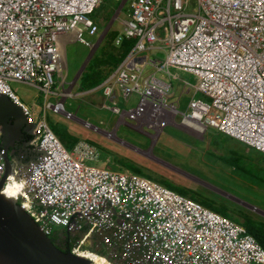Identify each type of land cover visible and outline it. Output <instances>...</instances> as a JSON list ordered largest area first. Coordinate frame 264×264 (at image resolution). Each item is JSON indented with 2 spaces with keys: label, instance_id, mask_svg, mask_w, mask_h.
Returning <instances> with one entry per match:
<instances>
[{
  "label": "built area",
  "instance_id": "1",
  "mask_svg": "<svg viewBox=\"0 0 264 264\" xmlns=\"http://www.w3.org/2000/svg\"><path fill=\"white\" fill-rule=\"evenodd\" d=\"M101 4L0 0V96L34 124L37 149L26 173L14 166L8 177L17 179L13 198L45 235L55 227L79 233L70 251L111 264H264V248L242 224L154 179L89 164L98 161L94 145L78 140L67 150L50 128L47 110L74 117L64 108L65 89L56 92L64 83L61 38L95 35L92 15ZM120 23L123 35L115 44L127 38L133 46L101 84L106 109L153 131L151 139L181 114L179 125L190 133L210 127L264 155V0H130ZM159 43L166 49L162 61L135 57ZM146 63L155 71L143 77ZM171 68L195 78L184 81L186 93L194 90L184 112L166 100V79L176 77ZM10 81L39 89L41 108L22 102ZM116 87L124 99L137 95L134 108L117 106ZM57 94L60 100L47 101ZM3 170L0 145V177ZM89 240L103 244L104 252L80 251Z\"/></svg>",
  "mask_w": 264,
  "mask_h": 264
},
{
  "label": "rangeland",
  "instance_id": "2",
  "mask_svg": "<svg viewBox=\"0 0 264 264\" xmlns=\"http://www.w3.org/2000/svg\"><path fill=\"white\" fill-rule=\"evenodd\" d=\"M129 2L130 0H102L101 6L92 15L98 24L97 33L89 35L84 32L79 39L73 36L69 39L67 35V67H64L63 74L67 76L68 72L69 77H65V82L70 81L77 72L87 71L86 66L91 57L96 55L95 57L104 58L107 54L121 52L120 45L115 44L105 33L109 31L123 35L120 20L129 10ZM165 56L166 49L160 43L135 55L147 61H162ZM154 71L153 65L146 63L142 76ZM170 72L176 77L166 79L171 84L166 100L177 105L179 112H184L194 92L190 88L186 93L188 86L184 81L193 84L195 78L172 68ZM9 86L33 110L44 104V96L39 89L15 81H10ZM99 86L100 84L90 88V93H85L88 91L85 87L80 92L78 87L65 90L62 97L64 108L74 117L67 118L63 113L46 111L50 128L67 150L71 149L75 140H85L94 145L99 153L98 161L89 164L128 170V167L113 157L128 160L156 178L166 177L176 184L199 189L216 203L225 205L232 215L238 213L264 223V183L257 182L254 176L264 175L263 154L217 133L210 127L204 134L190 133L179 125L181 114L173 119L168 118L163 129L151 139L149 134L153 131L147 129L142 132L133 127L134 121H120L119 115L102 106L103 98ZM67 87V84L63 85V89ZM115 94V101L121 110L136 106V94L124 99L117 87ZM60 99V95L47 97V101L51 102ZM55 229L57 231L60 228Z\"/></svg>",
  "mask_w": 264,
  "mask_h": 264
},
{
  "label": "water",
  "instance_id": "3",
  "mask_svg": "<svg viewBox=\"0 0 264 264\" xmlns=\"http://www.w3.org/2000/svg\"><path fill=\"white\" fill-rule=\"evenodd\" d=\"M32 127L34 124L22 110L7 96L1 95L0 145H3L4 170L0 177V264H92L86 256L58 249L19 202L2 191L14 166L26 173L29 163L36 157L37 149L26 161L17 163L21 157L7 153L8 147L17 141V136Z\"/></svg>",
  "mask_w": 264,
  "mask_h": 264
},
{
  "label": "trees",
  "instance_id": "4",
  "mask_svg": "<svg viewBox=\"0 0 264 264\" xmlns=\"http://www.w3.org/2000/svg\"><path fill=\"white\" fill-rule=\"evenodd\" d=\"M105 34L111 40L112 39L114 40V38L118 35L116 32L114 33V32H109V31ZM118 45H120V47H121V52H119V54L111 53V54H107L106 57H104V58L103 57H99V58L93 57L92 60H90V62L88 63V67L90 66V68H88L89 71H87V75L84 78V83L88 84L87 85L88 88L94 87L102 81L101 71L93 69L92 66L110 65L112 67H114V66L116 67L117 64L120 63V60L125 55H127V53L130 51L131 47L133 46V40L122 38ZM75 141L77 142L78 139ZM113 159H117V161L119 163H122L125 167H128L127 168L128 170H130L132 172H136L138 174H141V175L148 177L150 179H154L158 182H161L162 184L166 185L167 187L168 186L172 187L170 189H172L174 191L177 190L176 192H178L179 194L187 196V197L201 203L202 205H204V206H206V207H208V208H210V209L234 220L235 222L242 224L246 228L247 232L252 234L256 238V240L260 243V245L264 248V223H262V222L259 223L255 220H252V218H250L249 216H244V215H241L238 213H236V214L234 213L233 214L234 216H233L231 213L228 212V209L225 205H223L221 203H216L213 198L208 197L207 195L202 193L199 189H197L193 186L186 187V186H183L180 184H176V183L172 182L170 179H167L166 177L156 178V177L152 176L151 174L144 172L141 167H137L133 163L128 162V160H120L116 156H114ZM254 176H255V180L257 182L264 183V175L258 176V177L256 175H254ZM229 214L231 216H229ZM56 235H57V231L56 232L53 231V233L51 234V237L53 239L54 238L58 239L59 236H56ZM81 236L82 235L79 233H78V235H75V236H71L69 233L68 238H70V240L66 239V246H68L66 248V251L71 250L75 245H77L81 239ZM79 250L88 252L90 250V248H89V246L82 243ZM88 254H90V253H88Z\"/></svg>",
  "mask_w": 264,
  "mask_h": 264
},
{
  "label": "flooded vegetation",
  "instance_id": "5",
  "mask_svg": "<svg viewBox=\"0 0 264 264\" xmlns=\"http://www.w3.org/2000/svg\"><path fill=\"white\" fill-rule=\"evenodd\" d=\"M34 140H35L34 127H32L31 129L28 128L27 132H24V133L17 136V141L13 142V146L8 147L7 153L12 155V156L14 155L17 158L21 157V159L19 158L17 160V163H18V161H26V159L31 157L32 152H34L36 149L35 145H33ZM2 146H1V149H2ZM18 165H20V164H18ZM5 190H7V193L11 194L17 190V187L15 185H13V186L7 185ZM54 231L56 232V229ZM69 233L71 236L78 235V233L71 232V231H68L66 229L60 228L57 230V235H56V236H59V238L53 239L51 236H50V238H51L53 244L58 249H60L62 251H66V248L68 247V246H66V239L70 240V238H68ZM83 244L89 246L90 249L97 250L98 252H104V250H105V247L103 244H100L99 242L97 244V243L93 242L92 240L85 241V242H83ZM88 255L90 257L94 258L91 254H88Z\"/></svg>",
  "mask_w": 264,
  "mask_h": 264
},
{
  "label": "crops",
  "instance_id": "6",
  "mask_svg": "<svg viewBox=\"0 0 264 264\" xmlns=\"http://www.w3.org/2000/svg\"><path fill=\"white\" fill-rule=\"evenodd\" d=\"M68 38L71 39L72 38L71 35H69ZM61 40H62V43H63V46H64L63 66L66 68L67 67V60H66L65 46H66V41H67V35H64L61 38ZM95 56H93V57H95ZM93 57H91L90 60H92ZM125 57H126V55L120 60V63L125 59ZM90 60L88 61V63L90 62ZM88 63H87L86 68L88 67ZM119 64H117V66ZM64 67H63V69H64ZM100 67H102V68H100ZM116 67L114 66L112 69H110L108 66H105V65L92 66L93 69L100 70L101 73H102V81L100 83H98L96 86H98L99 84L101 86V84L107 79V77L110 75V73H113L114 70H116ZM88 68H90V66ZM87 71H89V69ZM87 71L77 72L70 81L65 82V77H69V73L67 72V76L66 75L64 76V83H63V85L64 84H67L68 85V87L65 90L66 91H69V90L73 89L74 87H78L79 88V92H80L81 91V88L82 87H85V90H88L85 93H90L91 90H92L90 88H93V87L88 88V86H87L88 84L87 83L86 84L84 83V78L87 75ZM78 82H80V83L78 84ZM96 86H94V87H96ZM100 90H101V95H102V98H103V100H102L103 101L102 102V106H103L104 101H105V97L103 95L102 86H101ZM59 91L60 92L63 91V86L61 88H59L58 90H56V92H59ZM76 94H78V93H76ZM58 95L59 94L54 95V96H58ZM33 145H35V142H34Z\"/></svg>",
  "mask_w": 264,
  "mask_h": 264
},
{
  "label": "bare ground",
  "instance_id": "7",
  "mask_svg": "<svg viewBox=\"0 0 264 264\" xmlns=\"http://www.w3.org/2000/svg\"><path fill=\"white\" fill-rule=\"evenodd\" d=\"M188 123H191V124H193V125L196 126V124L192 123L191 121H188ZM17 177H18V175H17ZM16 180H17V179H16V176L13 175L11 178H8V180H7V185H10V186L15 185V186L17 187V185H16ZM5 188H6V187H5ZM3 192L6 193V195H8V196L13 197L14 194L17 192V190L14 191V192L11 193V194L7 193V190H4ZM80 251H82V250H80ZM92 255H93L94 258L88 256V259H89V257H90V259L92 260V262H91L92 264H111V263L108 262V261L105 259V257H103V256H99V255L94 254V253H93Z\"/></svg>",
  "mask_w": 264,
  "mask_h": 264
},
{
  "label": "clouds",
  "instance_id": "8",
  "mask_svg": "<svg viewBox=\"0 0 264 264\" xmlns=\"http://www.w3.org/2000/svg\"><path fill=\"white\" fill-rule=\"evenodd\" d=\"M118 35H119V34H118ZM118 35H117V36H118ZM117 36H116V37H117ZM116 37H115V38H116ZM114 40H115V39H114ZM131 48H132V47H131ZM130 50H131V49H130ZM128 53H129V52H128ZM127 55H128V54H127ZM127 55H126V56H127ZM125 58H126V57H125ZM117 67H118V66H117ZM117 67H116V68H117ZM114 71H115V70H114Z\"/></svg>",
  "mask_w": 264,
  "mask_h": 264
}]
</instances>
